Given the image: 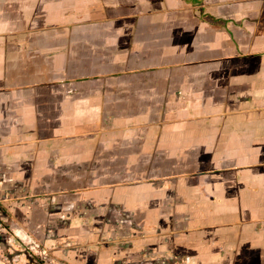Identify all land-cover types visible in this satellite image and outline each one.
Returning <instances> with one entry per match:
<instances>
[{
	"label": "crops",
	"instance_id": "crops-1",
	"mask_svg": "<svg viewBox=\"0 0 264 264\" xmlns=\"http://www.w3.org/2000/svg\"><path fill=\"white\" fill-rule=\"evenodd\" d=\"M2 204L52 264H264V0H0Z\"/></svg>",
	"mask_w": 264,
	"mask_h": 264
},
{
	"label": "rangeland",
	"instance_id": "rangeland-1",
	"mask_svg": "<svg viewBox=\"0 0 264 264\" xmlns=\"http://www.w3.org/2000/svg\"><path fill=\"white\" fill-rule=\"evenodd\" d=\"M8 208L0 206V264H52L51 252L39 241L28 237L7 215ZM17 232L19 235H17ZM19 236H22L19 237Z\"/></svg>",
	"mask_w": 264,
	"mask_h": 264
}]
</instances>
